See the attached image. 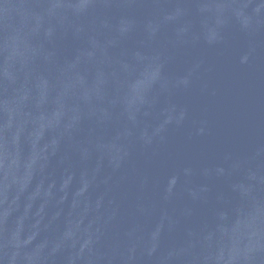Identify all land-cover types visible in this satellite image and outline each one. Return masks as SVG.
I'll return each instance as SVG.
<instances>
[{
	"label": "water",
	"instance_id": "water-1",
	"mask_svg": "<svg viewBox=\"0 0 264 264\" xmlns=\"http://www.w3.org/2000/svg\"><path fill=\"white\" fill-rule=\"evenodd\" d=\"M0 264H264V0H0Z\"/></svg>",
	"mask_w": 264,
	"mask_h": 264
}]
</instances>
